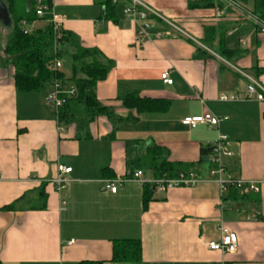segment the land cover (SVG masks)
<instances>
[{
    "label": "crops",
    "instance_id": "obj_1",
    "mask_svg": "<svg viewBox=\"0 0 264 264\" xmlns=\"http://www.w3.org/2000/svg\"><path fill=\"white\" fill-rule=\"evenodd\" d=\"M138 1L167 21L150 15L154 27L141 43L140 27L125 15L131 0L115 2L116 21H105V9L95 0H45L62 31L113 63L97 97L127 119L116 127L100 117L90 126V138H79L76 126H61L46 105L50 89L17 91L14 68L0 63L1 264H125L112 261L116 240L141 242V261L135 264H264V102L247 100L245 77L264 86V29L233 10L220 17L226 0H214L222 9L190 8L202 0ZM208 30L217 37L205 43ZM10 35L0 23V55ZM218 35L228 52H222ZM164 73L172 85L163 82ZM131 93L168 107L126 109L121 98ZM223 95L238 101L222 102ZM205 113L228 120L218 129L182 125ZM221 134L228 136L232 153L222 160L227 172L256 183L258 194L222 197L209 165L199 164L201 149ZM155 146L202 181L154 189L148 204L146 184L124 182L116 194L103 188L105 180L138 171L144 181L155 180L150 154ZM60 166L72 169L61 191L53 182ZM10 206L14 209L4 210ZM223 225L239 239L237 254L208 248L220 241Z\"/></svg>",
    "mask_w": 264,
    "mask_h": 264
},
{
    "label": "trees",
    "instance_id": "obj_2",
    "mask_svg": "<svg viewBox=\"0 0 264 264\" xmlns=\"http://www.w3.org/2000/svg\"><path fill=\"white\" fill-rule=\"evenodd\" d=\"M117 0H95L97 5L105 9L104 20L116 21ZM239 4L264 23V0H232ZM9 10L12 18L10 37L0 55V63L14 68L15 86L21 93H41L56 83L66 90H74L75 96L67 99L65 105L53 112L61 126L75 125L79 138H90V126L100 117H106L115 127L125 119L115 114L111 107L103 105L97 97V86L105 81L113 69V63L105 61L97 49L82 46L79 38L69 32L55 30L49 13L44 18L36 15V2L24 0H0ZM50 7V2L46 3ZM30 6V7H29ZM223 4H215L214 0H202L198 4H190L192 9H210ZM51 8V7H50ZM52 9V8H51ZM47 21L45 29L33 30L37 21ZM257 26V25H256ZM258 28H261L257 26ZM262 29V28H261ZM215 30H208L205 43L215 40ZM222 35H218L222 52L226 53ZM228 52V51H227ZM68 58L71 62V75L67 77L64 69H53L56 60L63 62ZM64 63V62H63ZM123 106L139 113L146 111L156 112L168 107V103L161 100L142 98L137 93H131L121 98ZM153 158V169L156 179L174 178L181 172H189L186 167L169 162L168 153L155 146L150 149ZM213 154L211 146L201 149L199 164H209ZM155 187L145 185V204L151 199ZM156 190V189H155ZM249 193H241L235 188H229L226 199H247ZM44 208L41 206L40 209ZM14 207L4 208L11 211ZM113 262L135 264L141 261V242L138 240H116L113 242ZM1 264V261H0ZM81 264H102L87 262Z\"/></svg>",
    "mask_w": 264,
    "mask_h": 264
},
{
    "label": "built area",
    "instance_id": "obj_3",
    "mask_svg": "<svg viewBox=\"0 0 264 264\" xmlns=\"http://www.w3.org/2000/svg\"><path fill=\"white\" fill-rule=\"evenodd\" d=\"M225 3L226 8L220 11V17L224 16L228 10H233L252 21L255 25L264 29V23L255 17L251 12L232 0H226ZM140 8H143V11L139 10ZM49 13H51V8L45 3V0H36V15L39 18H44ZM125 15L132 18V20L140 27V32L138 33V41L140 43L149 38L147 30L154 27L152 21L150 20V15L164 20L160 14L145 7L138 0H131L130 5L125 9ZM51 22L54 25L55 30H60L59 20L53 18ZM62 68L63 62L56 60L53 69L61 70ZM245 77H247L250 81L247 89V100L264 102V86L247 75H245ZM162 80L165 84H173V81L169 79V74L167 73L162 75ZM74 96V90L66 91L60 86V84L56 83L52 86V92L46 97L45 103L51 110H53V112L58 113V111L65 105L67 99ZM220 100L222 102H235L238 101V97L234 95H223L220 97ZM227 120V117L220 118L213 114L205 113L201 116L185 118L182 120V125L188 128L205 126L209 129H218L220 124ZM228 141V136L221 134L218 137V140L212 144L211 147L213 149V154L210 157V162L208 164L210 167V177L219 185L222 197H225L229 188L232 187L239 190L241 193L258 194L260 192V187L256 183L237 180L232 174L227 172L224 167L222 163L223 157L232 156V153L227 150ZM71 172V168H66L64 166L59 167V176L53 181L59 191L65 189L64 186L68 181L65 175L70 174ZM142 177L143 172L138 171L134 174H129L125 178L105 180L103 181V188L113 194H116L118 185L124 182H138L144 185L154 186L159 192H166L173 188L194 187L202 181L192 172H181L174 178H161L150 182L144 181ZM220 232V241L209 243V250L213 252H220L225 255L237 254L239 250V239L236 234L224 225L220 227Z\"/></svg>",
    "mask_w": 264,
    "mask_h": 264
},
{
    "label": "water",
    "instance_id": "obj_4",
    "mask_svg": "<svg viewBox=\"0 0 264 264\" xmlns=\"http://www.w3.org/2000/svg\"><path fill=\"white\" fill-rule=\"evenodd\" d=\"M0 23L6 29H10L13 24L8 7L4 3L0 4Z\"/></svg>",
    "mask_w": 264,
    "mask_h": 264
},
{
    "label": "rangeland",
    "instance_id": "obj_5",
    "mask_svg": "<svg viewBox=\"0 0 264 264\" xmlns=\"http://www.w3.org/2000/svg\"><path fill=\"white\" fill-rule=\"evenodd\" d=\"M46 23L47 21H43V20H40V21H37L35 23V29H45V26H46ZM64 72L65 74L67 75V77H70L72 71H71V62L68 58H64ZM50 89V93L52 92L51 88Z\"/></svg>",
    "mask_w": 264,
    "mask_h": 264
}]
</instances>
